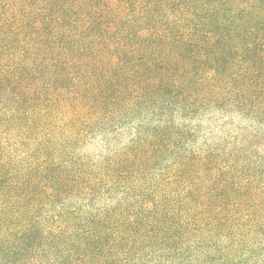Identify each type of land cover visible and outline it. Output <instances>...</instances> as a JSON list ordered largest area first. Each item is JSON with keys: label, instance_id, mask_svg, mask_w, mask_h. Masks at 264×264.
Listing matches in <instances>:
<instances>
[{"label": "trees", "instance_id": "16d2710c", "mask_svg": "<svg viewBox=\"0 0 264 264\" xmlns=\"http://www.w3.org/2000/svg\"><path fill=\"white\" fill-rule=\"evenodd\" d=\"M0 264H264V0H0Z\"/></svg>", "mask_w": 264, "mask_h": 264}]
</instances>
